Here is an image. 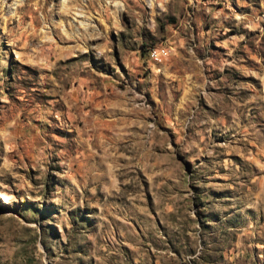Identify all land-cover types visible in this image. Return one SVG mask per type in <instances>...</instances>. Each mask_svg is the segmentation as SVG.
Instances as JSON below:
<instances>
[{
	"label": "rangeland",
	"instance_id": "rangeland-1",
	"mask_svg": "<svg viewBox=\"0 0 264 264\" xmlns=\"http://www.w3.org/2000/svg\"><path fill=\"white\" fill-rule=\"evenodd\" d=\"M0 264H264V0H0Z\"/></svg>",
	"mask_w": 264,
	"mask_h": 264
}]
</instances>
